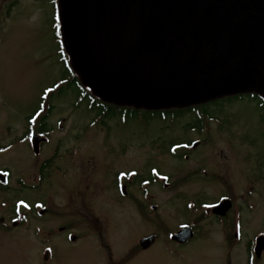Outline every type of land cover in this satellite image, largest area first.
<instances>
[{
  "label": "rangeland",
  "instance_id": "374dc122",
  "mask_svg": "<svg viewBox=\"0 0 264 264\" xmlns=\"http://www.w3.org/2000/svg\"><path fill=\"white\" fill-rule=\"evenodd\" d=\"M14 2L18 5L7 18ZM63 4L64 0H0V170H9L13 179L10 188L0 185V212L9 216V208L1 203L10 205L21 197L48 204L54 229L47 264H229V260L247 264V241L255 242L264 233V182L255 191L248 189L253 185L247 188L242 183L236 188L237 196L244 193V238L229 259L222 223L210 212L202 217L207 213L205 205L226 190L211 178L217 174L206 160L212 148L202 144L188 163L177 160L168 147L202 136L187 126L206 113L211 118L202 121L212 126L207 131L212 146L227 136L238 139L226 147L233 150L232 171L243 173L247 183L257 166L254 152L264 160V114L249 101L234 107L229 103L201 107L197 115L183 113V117L178 112L162 117L158 112L114 108L111 120L101 124L90 113V97L78 82L62 42L59 8ZM38 110L45 112L49 131L44 135L49 143L40 157L33 155L29 143L32 132L41 134L42 122L30 125L29 121ZM221 147L218 143L214 152ZM52 158L53 166L47 168L51 180L35 191L22 187L19 180L33 179L39 165ZM153 167L170 177L167 189L163 177L158 185L147 187L140 186L137 177L124 175L148 177ZM119 172L121 183L128 182L130 188L126 199L115 192ZM200 203L202 207L194 212ZM151 205L159 209L152 212ZM71 222L83 223L74 232L77 243L59 231ZM194 222L199 235L188 247L170 242L167 232ZM153 234L159 236L158 242L146 252L139 241ZM42 235L32 233L25 236L27 240L18 233L14 238L0 235V264H46L44 246L36 243ZM257 264H264V258Z\"/></svg>",
  "mask_w": 264,
  "mask_h": 264
},
{
  "label": "flooded vegetation",
  "instance_id": "af4514ba",
  "mask_svg": "<svg viewBox=\"0 0 264 264\" xmlns=\"http://www.w3.org/2000/svg\"><path fill=\"white\" fill-rule=\"evenodd\" d=\"M129 1L132 4L145 3V8L151 14L152 32L143 46V60H155L154 75L161 80H169L178 96L194 101L199 108L219 106L221 103H229L234 107L237 102L249 101L264 114V0ZM209 127L212 126H202V136L197 140L175 145L174 153L177 160L189 163L191 154L202 144L212 148L207 152L206 160L213 164L217 174L213 173L211 178L223 183L226 189L214 206L227 198L233 202L232 208L224 217L214 216L226 231L224 235L225 242H229L227 253L230 259L231 248L244 235V193L237 196L236 188L242 183L245 187L247 184L254 186L247 187L249 190H258L259 183L264 182V160L261 153L254 152L256 170L245 183L243 173L236 174L232 171L230 156L233 150L228 151L226 147L228 143H238V139L235 136L225 137L222 140L224 148L220 152H214V142L207 138ZM46 143L41 144L40 155ZM226 155H230L229 158ZM195 166L196 169L201 168L197 162ZM47 168L51 169V163L46 161L39 165L33 179L29 178L27 182L19 180V183L29 192L38 190L45 181L52 179ZM7 171L9 170L0 171L7 178L6 184L0 180L3 188H10L13 180ZM123 187L126 188L125 195ZM128 189L127 185L118 184L115 192L126 199L129 196ZM1 207L9 208L10 215L5 216V212L1 210L0 235L6 234L14 238L18 233L25 239V236L32 233L43 234L41 240H35L37 244L40 242L44 246L41 251L45 254L47 264L54 229L48 204L43 201L31 202L21 197L12 200L10 205L2 202ZM38 221L40 222L37 223ZM82 224L71 222L60 227L59 231L61 234L67 233L65 237L71 243H77L78 237L74 232L80 230ZM231 263L229 260V264Z\"/></svg>",
  "mask_w": 264,
  "mask_h": 264
},
{
  "label": "water",
  "instance_id": "95a60500",
  "mask_svg": "<svg viewBox=\"0 0 264 264\" xmlns=\"http://www.w3.org/2000/svg\"><path fill=\"white\" fill-rule=\"evenodd\" d=\"M62 21L75 68L84 82L103 98L136 105L146 102L167 104L178 97L169 80L154 75L155 60H143V46L152 32L151 14L145 3L64 0ZM39 142L34 138L37 155ZM230 208L231 203L224 200L214 212L223 216ZM192 237L191 228H184L172 239L185 243ZM155 240L156 236H151L141 240L140 244L148 249ZM263 250L264 238L261 237L258 256Z\"/></svg>",
  "mask_w": 264,
  "mask_h": 264
},
{
  "label": "bare ground",
  "instance_id": "6f19581e",
  "mask_svg": "<svg viewBox=\"0 0 264 264\" xmlns=\"http://www.w3.org/2000/svg\"><path fill=\"white\" fill-rule=\"evenodd\" d=\"M16 5H18L17 2L15 3V6ZM63 45H64V48H65V37H63ZM66 53H67V55L69 57L70 64H71V67L73 69L74 74L75 73L77 74L78 72H77V69L75 68V65H74V62L72 60V57H71L70 53L67 52V50H66ZM81 85H83L84 89H88L87 85H85V84H81ZM115 101H116V99L115 100H109L108 102H109L110 105L114 106L115 108L124 109V108L119 107L118 105H116ZM104 104H106V103H104ZM140 105L145 107L148 111H153V112H156V113L157 112H168V113H176V112H178V114L179 113H187L188 115H190L191 113L197 114L195 111H197V109L199 108V107L196 106L197 104L194 101L189 100V99H187L185 97L178 96V97L174 98L173 100L169 101L167 104H158V103L150 104L149 102L142 103V104H136L130 111H136V112L140 111L139 110V106ZM51 110L52 109H49L48 111L51 112ZM44 113L41 112V110H38L29 119L30 125H35L36 122H39V121L42 122V128L40 130V133L43 134V135L47 134L45 129H44V125H45V123L47 121V116H44L45 115ZM90 113L93 114V117H95V119H99L100 120V118L102 116V114L98 110H95L94 108H90ZM199 118L200 119H198V121L195 124H189L187 126V128L190 129V131L195 130L196 131L195 133H197V134H201L202 133L201 130H202V126L203 125L207 126V124L205 123L206 121H202V119H205V118L210 119L211 117L208 116L206 113H204ZM181 119H183V118L181 117ZM100 122L102 123L101 120H100ZM197 124H199V125H197ZM33 134H35V133L32 132L30 134V136L33 135ZM182 142H186V141L185 140L184 141H181V140L179 141L178 140V141L172 142L170 144V146L168 147V151L171 153V151L175 147V145H177L178 143H182ZM217 142L218 143H222V142H219V141H217ZM48 143H49V141H48V138H47V143L46 144H48ZM218 143L216 144V146L218 145ZM216 146H215V148H216ZM222 148H224V147H221V149ZM220 151L221 150H219V152ZM54 161H55V158H52V159H49L47 162L51 163V167H52ZM57 169L59 170V168H57ZM151 169H152V172L148 174V177H144L143 175L138 176L139 179L142 182H144V181L149 182V181H152L153 179L159 178V177L170 179V177H164L163 174L161 173V171L158 168L153 167ZM6 173L7 174L9 173V176L10 175L12 176V173L10 171H7ZM117 180H118V184H121V178L119 176H117ZM223 200L229 201L233 205V202H232L231 199L227 198V199H223ZM202 204L203 203L197 204L196 205L197 207L195 209H193V211L197 212L202 207ZM189 206H190V203H189ZM190 208H191V206H190ZM205 209H206L207 213H206V215H203L202 217H204V218L208 217V213L210 212L213 215L212 218H214L213 203L205 205ZM154 211H156V210H154ZM195 223H197V222L189 223V225H187L185 227V228H191L192 233H193V237L190 238L185 243H179V242L176 243V245H178L181 249L188 247L194 240H196V238H198L199 229L194 225ZM167 233L168 234H176L177 232H175V233L174 232H167ZM243 238H244V235L242 234V236L236 241L235 245L238 246V245L242 244L243 243L242 242ZM263 238H264V233H263ZM235 245L233 246V248H231V253L234 252L235 249H237V247H235ZM257 247H258V241L257 240L255 242L254 241H251V242L247 241V244H246V249H247V253H248L247 264L260 263L262 261V259L264 258V250L261 252L260 256H258Z\"/></svg>",
  "mask_w": 264,
  "mask_h": 264
},
{
  "label": "trees",
  "instance_id": "16d2710c",
  "mask_svg": "<svg viewBox=\"0 0 264 264\" xmlns=\"http://www.w3.org/2000/svg\"><path fill=\"white\" fill-rule=\"evenodd\" d=\"M15 3L14 2L11 7L9 8V11L7 13V18L10 17V12L11 10L13 9V7L15 6ZM60 14H61V9L59 8V17H60ZM60 22V32H61V20H59ZM63 32L61 33V38H62V42H63ZM65 51H66V47H65ZM78 82H80L78 80ZM86 91V97H90V108H94L95 110H98L101 114H102V118H112L114 115L113 113V110H114V107L110 106V105H107V104H104L102 102H100L98 99H96L87 89H85ZM128 110V109H127ZM155 113V112H154ZM163 114L162 117H165L168 113L166 112H161ZM183 113H179L180 116H182ZM197 115V114H195ZM183 117V116H182ZM197 117H201V116H197ZM44 129H46V125H44Z\"/></svg>",
  "mask_w": 264,
  "mask_h": 264
}]
</instances>
